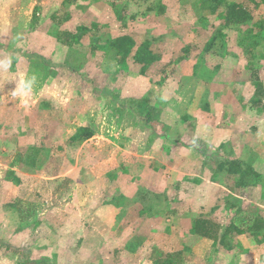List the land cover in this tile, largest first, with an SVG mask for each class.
<instances>
[{"label": "rangeland", "instance_id": "374dc122", "mask_svg": "<svg viewBox=\"0 0 264 264\" xmlns=\"http://www.w3.org/2000/svg\"><path fill=\"white\" fill-rule=\"evenodd\" d=\"M9 2L0 0L3 16L14 15L11 23L0 20V47L10 32L7 46L20 56L16 66L14 55L0 56L4 73H17L0 77V264H153L152 248L182 250L186 264H264V241L237 236L228 252L189 234L199 215L236 225L244 216L264 217V108L254 105L249 78L256 70L264 90V32L250 24L225 28L208 0ZM256 11L264 18L263 1ZM62 30L75 36L73 47L55 52V62L48 57L55 67L68 61L64 92L56 79L39 87L47 77L45 39ZM122 35L137 45L150 41L162 54L159 65L142 72L132 54L119 63L121 54L100 45ZM211 38L218 55L203 58ZM204 61L220 66L216 76L208 79ZM167 62L158 99L186 103L182 116L189 118L174 132L158 122L150 91ZM134 76L148 82H124ZM85 126L93 136L72 140ZM160 134L174 143L173 175L122 165L138 164L144 148L155 149L143 155L153 162L160 142L154 149L147 142ZM224 157L250 163L261 181L237 188L217 169Z\"/></svg>", "mask_w": 264, "mask_h": 264}, {"label": "trees", "instance_id": "16d2710c", "mask_svg": "<svg viewBox=\"0 0 264 264\" xmlns=\"http://www.w3.org/2000/svg\"><path fill=\"white\" fill-rule=\"evenodd\" d=\"M209 2L215 4L216 9H221V16L223 18L224 27H239L243 25L250 24L255 27L259 33L264 32V18L258 17L257 7L261 1L264 0H208ZM82 28L78 31L81 32ZM75 36L70 31L62 30L58 31L56 34V41L60 45L72 48ZM215 38H211L210 41L204 46L201 54L203 58L215 57L218 55V47L213 48ZM101 46H108L110 51H115L117 54H121V59L119 63H122L125 57L132 54L131 58L133 63L140 65L142 67V72L151 66L159 65L162 60V54L154 48L150 41H144L137 45L131 37L127 35H122L116 37L113 41H105ZM100 49L99 46L92 45L90 50L95 51ZM221 49V48H220ZM206 65L202 62V66L208 71L207 75L216 76L220 69L217 63L212 64L210 62L204 61ZM207 64L210 65L207 67ZM120 65V64H119ZM171 66L170 62L165 63L159 70L160 80H156L153 83L162 86L166 80L168 74L166 67ZM200 65H197L194 70L196 71ZM202 68V67H201ZM202 71H204L202 69ZM201 71V72H202ZM250 80L254 84V105L261 106L264 108L261 99L264 97V90L262 83L259 81L258 73L256 70H250ZM202 74H206L202 72ZM201 74V75H202ZM143 75V74H142ZM202 77V76H199ZM151 78V77H150ZM156 78V76H154ZM153 80V77L151 78ZM207 79V78H206ZM255 97L256 100H255ZM210 108V103L207 102V109ZM93 136V132L90 131L89 127H81L72 136V140L76 139H89ZM227 144V143H226ZM221 147L218 148L217 153H221ZM224 157L217 164L218 171L224 173L226 180H231L237 188L248 189L249 185L253 182H260L262 175L250 164L239 159H230ZM239 211V210H238ZM237 212V211H236ZM238 213V212H237ZM242 219V225H236L234 221L231 223H221L215 221L212 218H208L204 215L197 216L189 229V234L197 237L201 240L211 241L216 244L221 249H226L228 252H232L236 246L235 238L237 236H245L251 239L252 243H260L264 241V217L258 215L244 216ZM153 247V246H152ZM156 254V258L149 257L147 260L151 261L153 264H186L187 259L184 256V251L177 250L173 252H166L160 254L154 248L151 249Z\"/></svg>", "mask_w": 264, "mask_h": 264}, {"label": "crops", "instance_id": "0c3cea01", "mask_svg": "<svg viewBox=\"0 0 264 264\" xmlns=\"http://www.w3.org/2000/svg\"><path fill=\"white\" fill-rule=\"evenodd\" d=\"M9 1H10L9 3H11V1H15V0H9ZM3 14H4L3 11L0 12V20L2 18H5L6 21L10 20V23H11L12 19H14V15L3 16ZM12 37H13V34L8 32L7 36H1V38H2L1 40H4V41L8 40L9 41V39H12ZM45 40L44 41H45L46 47L44 48L45 55H43V66H45V65L48 66V67L47 66L44 67L47 70V77L44 79V81L42 82V84H40L39 87L43 88L44 84L45 85H49V84H47L45 82H55L54 79H56V82H63V85L61 83L59 85L62 88V91L64 92L65 82H71L68 79L72 76V75H68L67 76V73L69 72L68 71L69 70L68 61L62 63L60 65L61 67L60 66L59 67L58 66L55 67V65H52L51 61L55 62V60H56L55 52L58 51V52H60V54L62 52L65 53L66 49H65L64 46H62L59 43H57L56 40H53L51 38H46ZM7 42H6L5 45L1 44V47H0V53L1 54H0V56L3 54V52L6 53V54H10V55H14L15 54L14 53V49L15 48L11 49L10 45L7 46ZM47 46H50V47L47 48ZM46 50L49 51V52H47ZM48 53H49V56L52 58L51 61H50V59L48 57ZM14 56H15V58H13V60H11V64L14 63V65L16 66V64L19 63L18 59H19L20 55H18L17 58H16V55H14ZM24 61H25V58L24 59L22 58L21 63L24 62ZM2 63H4V59L2 60V57H1V59H0V74L1 75H0V77H2L4 79V78H9V77H11L13 75V77L16 78L17 75H15V74H17V73H14V74L12 73L11 74V71H10V73L8 72L7 74L4 73L5 71H7L9 69H7V66H4ZM59 68H61V69L59 70ZM54 70L58 71L59 77H56V73L53 72ZM52 76H55V78H53ZM124 82H148V81L145 78H143L142 76H137V77L134 76L131 79L130 78H124ZM154 85H156V84H154ZM46 87L48 88L47 89L48 93L50 95H52V97H54L56 100L58 99V97L61 98L62 95L60 93L59 94L55 93L54 89L53 90L51 89L52 86H49V87L46 86ZM160 87L161 86L156 85L155 88H157V89H151L150 90V91H154V95H155L154 99H158V96H160V94H161ZM34 92H38V91L35 90ZM46 93H47V91H46ZM181 93H180L181 98L185 97L186 96L185 93H187V89H184V91L182 90ZM145 98H147L146 95H145ZM154 99H153V101H154ZM143 101L146 102L145 99H143ZM144 102H140V103L144 104ZM185 105H186V103L183 104V102L179 105L177 100L174 99V98L173 99L171 98V99L167 100L166 103H164L162 99L161 100L158 99V104H157L156 107L159 108V110H158V122L160 123V125H162V126L164 125V127H166V130L168 129V130H170L172 132H174V128L180 130V128L183 126L182 125L183 124V120L185 121V120L189 119V118H187L188 117L187 115L182 116V113L186 112V111H184L185 110L184 109ZM174 110H175V112L177 111L179 115H177L174 112ZM180 125H182V126L180 127ZM213 133L215 135V132L212 131L211 134L208 133V134H206L204 136V138L207 140V142L208 141L210 142V139L213 140V137L211 136V135H213ZM161 134L159 135V137L162 139L163 136ZM224 137H226V133H225ZM161 139H159V138L155 139L153 145H151V142H147L148 146H151V147L153 146V149H154V147H157V143L160 142V145H159V146H161L159 148L160 152L156 155V158H155V160L153 162L149 161V159H147V158H144L143 155H146L144 153V150H147V149L144 148V149H141V150L138 151L139 152L138 155L141 157V159L138 160V164L133 162V161H131V160H125L124 159L125 162H122V165L136 166L137 168H142V169H144L147 166L151 167V165H153V166H156V167L165 168L166 169L165 172L173 175V172H174V143H168L167 141H164L163 139L162 140ZM147 152H150V153H147V155H151V153L155 152V149H154V152H151V150H149V149L147 150ZM170 152H171V154H170ZM144 159H145V161H143ZM132 160H133V158H132ZM162 172H164V171H162ZM172 180L174 182V177L173 176L171 177L170 181H172Z\"/></svg>", "mask_w": 264, "mask_h": 264}]
</instances>
